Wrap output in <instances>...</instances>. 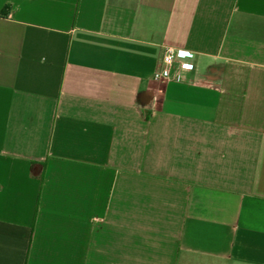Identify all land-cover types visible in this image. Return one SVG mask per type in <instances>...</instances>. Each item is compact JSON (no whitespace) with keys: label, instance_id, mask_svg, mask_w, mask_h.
<instances>
[{"label":"crops","instance_id":"0c3cea01","mask_svg":"<svg viewBox=\"0 0 264 264\" xmlns=\"http://www.w3.org/2000/svg\"><path fill=\"white\" fill-rule=\"evenodd\" d=\"M0 264H264V0H0Z\"/></svg>","mask_w":264,"mask_h":264},{"label":"built area","instance_id":"2783aa9c","mask_svg":"<svg viewBox=\"0 0 264 264\" xmlns=\"http://www.w3.org/2000/svg\"><path fill=\"white\" fill-rule=\"evenodd\" d=\"M195 55L184 49L165 47L162 57V67L155 71L154 80L166 82L171 79V69L174 65H180L184 69L194 68Z\"/></svg>","mask_w":264,"mask_h":264}]
</instances>
